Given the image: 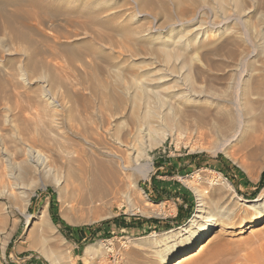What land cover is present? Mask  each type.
Wrapping results in <instances>:
<instances>
[{
  "label": "rangeland",
  "instance_id": "1",
  "mask_svg": "<svg viewBox=\"0 0 264 264\" xmlns=\"http://www.w3.org/2000/svg\"><path fill=\"white\" fill-rule=\"evenodd\" d=\"M8 1L11 0H0V264H49L39 255V248L54 255L58 264H114L112 259L116 255L121 258L119 264H157L170 245L155 246L153 241L147 240H143V245H136V242L153 233L157 236L173 233L178 227L185 226L197 210L195 188L204 194L206 215L219 220L218 228L210 232L208 246L200 255L188 263H180L196 254L202 238L192 245L181 246L171 264H264V219L254 231L234 230L237 224H247L256 214V208L264 206V182L259 186L264 171V141L261 139H264L261 121L264 120V90H260L259 96L250 93L248 81L251 78L246 72L238 77L241 78L238 86V78L233 73L236 61L223 56L227 58L225 60L211 52L217 44L222 45L221 42L232 47L233 39L245 38L248 32L250 44L253 43L248 61L253 65L248 73H255L260 80L258 71L264 75V0H226L224 8H220L216 0H41L43 5L40 0H13L11 4ZM27 5L30 13H26ZM44 9L50 12L45 13ZM237 51L240 52L241 47ZM232 83L236 88L231 87ZM141 95L158 97L152 101L151 97L147 100ZM235 99L239 107L247 108L250 113L255 108L244 135L230 138L229 134L220 136L211 130L213 133L208 131L211 133L200 138L192 132L195 122L185 110H210L217 118L224 113V108L227 111L233 109L230 102ZM247 99L256 102L252 103L254 107H246L250 104ZM114 100L117 103L112 104ZM87 103L92 108L82 111L80 108ZM257 104L262 105V110ZM69 108L74 109L70 112ZM187 116L191 119L187 120ZM138 119L150 121L151 129L160 132L157 131L159 136L155 135L154 139L169 132L159 144L147 150L148 158L142 162L149 167L145 175L136 176L131 184L101 182L102 191L99 189L96 196L84 185L65 186L61 164L68 165L67 159L73 157L69 154L72 150L84 147L86 154L88 151L91 154V161H95L93 163L110 162L113 159L108 154L123 150L118 143L131 138L134 122ZM72 125L78 127L83 136H88L87 140L80 139ZM164 126H168L167 129H162ZM86 129L88 134L93 132L94 135H86ZM253 137L258 140L255 156L242 158L238 145L250 142ZM95 138L100 145L94 142ZM148 140L146 137L142 142L147 144ZM58 142L65 147L56 145ZM135 145V148L139 146L137 142ZM27 146L55 160L50 172L21 173L20 160L25 158L23 149ZM60 151L66 153L64 158ZM7 169L12 170V176ZM252 174L254 178H251ZM155 176V181L167 187L162 188L163 193L159 190L160 195L152 188ZM12 180L16 184L14 188L11 187ZM212 181L216 184L229 182L232 186L230 198L222 199ZM169 184L179 185L187 191V201L181 198L175 201ZM235 195L240 199L232 197ZM255 199L259 201L256 208L251 209L248 204ZM45 207L53 238L41 222L33 226ZM51 207L55 217L50 212ZM176 209L178 214L175 215ZM223 209L226 213L220 215ZM180 211L184 220L178 224L154 229L145 222H174ZM133 222H141L143 227L136 230L119 227ZM54 240L60 242L59 249L53 245ZM96 242L102 243L98 255L87 257V246Z\"/></svg>",
  "mask_w": 264,
  "mask_h": 264
},
{
  "label": "bare ground",
  "instance_id": "2",
  "mask_svg": "<svg viewBox=\"0 0 264 264\" xmlns=\"http://www.w3.org/2000/svg\"><path fill=\"white\" fill-rule=\"evenodd\" d=\"M11 1H13V0H11ZM10 1V2H11ZM25 2L27 1V0H24ZM31 2H32V0H30ZM34 1H36V0H34ZM45 1V0H44ZM183 1V0H182ZM195 1H197V0H195ZM217 1V4L220 6V8L222 7V8H224L225 7V1L226 0H216ZM9 2V1H8ZM9 2V3H10ZM20 2V1H19ZM38 2V1H37ZM39 2H41L42 3V5H43V2L40 0ZM57 2V1H56ZM184 2V1H183ZM12 3V2H11ZM10 3V4H11ZM21 3V2H20ZM45 3V2H44ZM235 3V2H234ZM35 4V3H34ZM40 4V3H39ZM100 4V3H99ZM37 5V3L35 4V6ZM41 5V6H42ZM32 6L33 5H31V8H32ZM35 6H34V9H35ZM29 6L27 5V9H26V13H28L27 11H29L28 8ZM15 8V7H14ZM39 8V7H38ZM48 8V7H47ZM46 8V9H47ZM86 7H83V9H85ZM91 8V7H90ZM217 8V7H216ZM4 9V8H3ZM40 9V8H39ZM89 10V9H88ZM2 11V10H1ZM32 11H33V8H32ZM47 11V10H46ZM46 11H45V9H44V12L46 13ZM23 12V11H22ZM36 12H38V11H36ZM35 12V13H36ZM47 12H50L49 10L47 11ZM91 12V11H90ZM226 12V11H225ZM13 13V12H12ZM29 13H30V11H29ZM32 13V12H31ZM35 13L33 14V15H35ZM52 13V12H51ZM2 14V13H1ZM6 14V13H5ZM21 14V13H20ZM49 14V13H48ZM22 15V14H21ZM32 15V14H31ZM30 15V16H31ZM2 16V15H1ZM15 16V15H14ZM37 16V15H36ZM47 16V15H46ZM45 16V17H46ZM51 16H54L53 14L51 15ZM221 16V15H220ZM25 17V16H24ZM28 16H26V18H27ZM32 17V16H31ZM31 17H29V18H31ZM35 17V16H34ZM222 17H224V18H226L225 16H222ZM48 18V17H47ZM52 18V17H51ZM219 18H221V17H219ZM235 18V17H234ZM11 19H13V18H11ZM37 19V18H36ZM50 19V18H49ZM20 20H21V18H20ZM27 20H28V18H27ZM30 20V19H29ZM32 21H30V22H33V20L34 19H31ZM38 20H40V19H38ZM38 20H36V21H38ZM77 20V19H76ZM229 20V19H228ZM227 20V21H228ZM22 21H24V20H22ZM65 21V20H64ZM109 21V20H108ZM240 21V20H239ZM25 22V21H24ZM30 22H28V23H30ZM243 22V21H242ZM26 23V25H27V22H25ZM36 23H39V21L38 22H36ZM12 24V23H11ZM87 24V23H86ZM106 24H108V23H106ZM25 25V26H26ZM31 25H33V24H31ZM103 26L105 25V24H102ZM239 25V24H238ZM37 26V25H36ZM106 26V25H105ZM248 26V25H247ZM14 27V26H13ZM12 27V28H13ZM238 27V26H237ZM243 26H241L240 28H242ZM14 29V28H13ZM238 30H239V27L237 28ZM243 29V28H242ZM246 29V28H245ZM12 30V29H11ZM14 30H16V27H15V29ZM23 30V29H22ZM28 30V29H27ZM137 30V29H136ZM204 31H206V30H204ZM237 31V30H236ZM257 31V30H256ZM126 32V31H125ZM199 32V31H198ZM240 32H241V30H240ZM11 33V32H10ZM19 33V32H18ZM17 33V34H18ZM20 33H23V32H20ZM27 33V32H26ZM132 33H133V31H132ZM44 34V33H43ZM53 34V33H52ZM123 34V33H122ZM131 34V33H130ZM134 34H135V32H134ZM138 34V33H137ZM233 34V33H232ZM235 34H237V33H235ZM20 35V34H19ZM31 35V34H30ZM239 35H241V34H239ZM246 35L247 36H245V38H241V39H237V41H234V39H233V42L231 41L230 42V44L231 43H233V46L231 47V46H229V43H224L223 44V42H221L222 43V45H219L218 46V44H217V46L211 51L212 52V54H214L215 56H217V57H222V58H224L223 56H226L227 58H230L231 60H235L236 62V64L235 65H233L234 66V68H233V73H234V75H236V77L238 78L239 76L241 77V73H243V72H246L247 73V75L251 78V79H249L250 81H248V82H250V87L248 88L249 90H250V93H253V92H255L254 94H256L257 93V95L259 94H261V91H263L264 89L262 88V86H263V82H264V75L262 74V72H261V74H260V72L258 71V73H259V75H260V77H261V79L259 80V79H257V78H259V77H255V73H248V71L251 69V66L253 65H251L249 62V58H250V55H252V52L250 51V47H251V44H253V43H251L250 44V40H249V38H248V32L246 33ZM15 36V35H14ZM26 36V35H25ZM27 36H29V35H27ZM137 36V35H136ZM19 37V36H18ZM22 37H24V36H22ZM30 37V36H29ZM57 37V36H56ZM206 37V36H205ZM232 37V36H231ZM249 37H251V36H249ZM96 38V37H95ZM129 38V37H128ZM159 38V37H158ZM20 39V38H19ZM28 39H31V38H28ZM160 39V38H159ZM259 39H260V37H259ZM14 40V39H13ZM18 40V39H17ZM128 40V39H127ZM263 40V39H262ZM125 42V41H124ZM30 43V42H29ZM129 43V42H128ZM213 43H214V41H213ZM221 43H219V44H221ZM127 45V44H126ZM212 45V44H211ZM31 46V45H30ZM205 46V45H204ZM207 46V45H206ZM238 47H241V51L239 52V51H237V48ZM256 47V46H255ZM206 48V47H205ZM161 50V49H160ZM166 50V49H165ZM224 50H225V52H224ZM208 51V50H207ZM257 51V50H256ZM164 52V51H163ZM163 52H161V53H163ZM168 52V51H167ZM205 52H206V50H205ZM210 52V53H211ZM208 53V52H207ZM166 54H168V53H166ZM257 54V53H256ZM208 55V54H207ZM170 56V55H169ZM209 56V55H208ZM211 56V55H210ZM203 57V56H202ZM216 57V58H217ZM225 57V58H226ZM255 57V56H254ZM204 58H205V54H204ZM203 58V59H204ZM207 58V59H206ZM206 60L208 61L209 60V62H210V59H208V57L206 56ZM219 58V59H220ZM224 58V59H225ZM226 58V59H227ZM223 59V60H224ZM225 59V60H226ZM223 60H221V61H223ZM203 61H205V60H203ZM249 61V62H248ZM252 61H254V60H252ZM208 62V64H211V62L209 63ZM213 62V61H212ZM261 62H263V60L261 61ZM214 64H215V62H213ZM217 63H218V61H217ZM221 63V62H220ZM223 63L224 62H222V66H223ZM232 63H233V61H232ZM205 64V63H204ZM208 64L206 63V65H207V67H208ZM217 65H219V64H217ZM220 65V66H221ZM263 65V64H262ZM211 66V65H210ZM212 66H213V64H212ZM216 67V66H215ZM224 67V66H223ZM205 68H206V66H205ZM222 68V67H221ZM226 68H228V66L226 67ZM209 69H211V67H209ZM209 69H207V70H209ZM212 69H214V66L212 67ZM245 69V70H244ZM248 69V70H247ZM263 69V68H262ZM264 70V69H263ZM255 72H257V71H255ZM245 73V74H246ZM257 74V73H256ZM233 75V76H234ZM258 75V74H257ZM186 77H187V80L189 81V73L186 75ZM232 77V76H231ZM243 78V77H242ZM245 78V77H244ZM232 79V78H231ZM230 79V80H231ZM234 80H235V77L233 78ZM232 79V80H233ZM190 80H191V78H190ZM211 80H213V79H211ZM215 80V79H214ZM216 80H219V78L217 79L216 78ZM247 80V79H246ZM233 82V81H232ZM236 82V81H235ZM240 82H241V78H238V81H237V84H238V86L240 85ZM245 82V81H244ZM243 82V83H244ZM234 83V82H233ZM232 83V84H233ZM235 84V83H234ZM234 84L233 85H231V87L232 86H234ZM93 85V84H92ZM95 85V84H94ZM188 85H189V83H188ZM244 85V84H243ZM117 86H118V84H117ZM116 86V87H117ZM134 86V85H133ZM139 86V85H138ZM142 86V85H141ZM235 86H236V84H235ZM234 86V87H235ZM94 87V86H93ZM115 87V88H116ZM120 87V86H119ZM126 87V86H125ZM190 87V86H189ZM188 87V88H189ZM242 87V86H241ZM98 88V87H97ZM100 88V87H99ZM122 88H123V86H122ZM236 88V87H235ZM57 89H58V87H57ZM101 89H102V87H101ZM141 89V87H139V89L138 90H140ZM144 89V88H143ZM209 89V88H208ZM234 89V88H233ZM245 89V88H244ZM243 89V91H245ZM93 90H94V88H93ZM96 90V89H95ZM104 90H106L107 91V89L106 88H104ZM188 90V89H187ZM186 90V91H187ZM236 90V89H235ZM261 90V91H260ZM146 90H144L143 92H145ZM209 91V90H208ZM234 91V90H233ZM51 92V91H50ZM213 92V91H212ZM236 92H238V91H236ZM260 92V93H259ZM110 93V92H109ZM116 93V92H115ZM146 93V92H145ZM187 93H188V91H187ZM51 94V93H50ZM118 94V93H117ZM116 94V95H117ZM143 94V93H142ZM190 94V93H189ZM213 95V93H210L209 95ZM236 94V93H235ZM234 94V95H235ZM238 95V94H237ZM240 95V94H239ZM243 95V94H242ZM258 95V96H259ZM45 96V95H44ZM101 96V95H100ZM231 96H233L232 94H231ZM122 97V96H121ZM137 97V96H136ZM140 97H142V95L140 96ZM145 97V96H144ZM144 97H142V98H144ZM149 97H151V95L149 96ZM149 97H145L147 100L149 99ZM154 97H155V95H154ZM153 96L151 97L152 98V101H153V98H154ZM156 97H158V96H156ZM155 97V98H156ZM215 97V96H214ZM241 97V96H240ZM247 97V96H246ZM56 98V97H55ZM65 98V97H64ZM95 98V97H94ZM97 98H99L98 96H97ZM101 98V97H100ZM102 98L104 99V97L102 96ZM101 98V99H102ZM134 98H135V96H134ZM229 98H230V95H229ZM236 98V97H235ZM238 98H239V96H238ZM237 98V99H238ZM45 99V98H44ZM79 99V98H78ZM106 99V98H105ZM161 99V98H160ZM189 99V98H188ZM232 99V98H231ZM252 99V98H251ZM116 100L118 101V96H117V98H116ZM116 100H114L115 102L114 103H112V104H115V103H117V101ZM119 100H120V96H119ZM122 100H123V98H122ZM156 100H158V99H156ZM191 100V99H190ZM224 100V99H223ZM226 101H227V99H225ZM236 100V99H235ZM256 101H257V99H255ZM73 101V100H72ZM75 101H76V99H75ZM78 101V100H77ZM83 101V100H82ZM107 101V100H106ZM112 101V100H111ZM134 101H136V100H134ZM162 101V100H161ZM229 102H230V100H228ZM234 101V100H233ZM241 102H244V101H242V100H240ZM247 101L250 103L249 105H247L246 104V107L248 106V107H250V108H252V107H254V106H252V105H254V104H252L253 102H255V101H253V100H248L247 99ZM259 101V100H258ZM257 101V103H259ZM45 102H46V99H45ZM120 102V101H119ZM122 102L123 101H121L120 103H121V105H123L124 104V102H123V104H122ZM137 102V101H136ZM261 102H263V101H261ZM62 103H63V101H62ZM82 103V102H81ZM85 103V102H84ZM104 104H106V102H103ZM108 103L110 104L111 102L110 101H108ZM156 103V102H155ZM155 103L153 104L154 106H155ZM227 103V102H226ZM231 103V105H233V109L231 110L230 109V111L228 110H226L225 108L222 110V111H224V113H220V112H218V113H220V115H218V117H220V116H223V114H225V116L224 117H220V118H218L217 117V115H216V117L217 118H215V113H213L212 111H210V110H203V109H197V110H192V109H187V110H185L184 112H187L190 116H192L193 117V120H194V124H195V128L192 130V132H194V134H196L197 136H199L200 138L204 135L205 136V134L206 133H208V131H211V130H213V131H216V132H218L219 133V135L221 136H225V134L226 135H228L229 134V137L231 138V137H238V138H240L242 135H244V133H245V126H246V124L248 123V121H250V119H251V115H252V111H253V109H255V108H252L251 109V113L249 112V111H246L247 110V108H246V110H244L242 107H239L238 106V100H236L235 102H230ZM246 103V102H245ZM60 104V103H59ZM78 104V103H77ZM86 104V103H85ZM100 104V103H99ZM102 104V103H101ZM112 104H110L111 106H109V107H112ZM162 104V103H161ZM255 104H256V102H255ZM263 104V103H262ZM53 105H55V104H53ZM89 104L87 103V106H84L83 108H80L81 110L83 109L84 110V108H85V110L87 111V107H89L88 106ZM107 105V104H106ZM118 105V104H117ZM121 105H119V107H121ZM135 105H136V103H135ZM158 105V104H157ZM160 105V104H159ZM230 105V106H231ZM244 105V104H243ZM259 105H261V104H259ZM258 104H257V106H259ZM19 106V105H18ZM81 106V105H80ZM245 106V105H244ZM115 107H116V105H115ZM163 107V106H162ZM260 107V109L261 108H263L262 107V105L261 106H259ZM24 108V107H23ZM53 108V107H52ZM87 108V109H86ZM89 108H92L91 106L89 107ZM118 108V107H117ZM149 108V107H148ZM245 108V107H244ZM15 109V108H14ZM34 109V108H33ZM36 109V108H35ZM74 109V108H73ZM73 109H71V110H73ZM76 109V108H75ZM79 109V107L76 109V110H78ZM96 109H97V107H96ZM143 109V108H142ZM12 110V109H11ZM17 110V109H16ZM53 111H54V109H52ZM65 110V109H64ZM71 110H70V108H69V111L71 112ZM81 110H80V112H81ZM82 110V111H83ZM93 110H95V109H93ZM111 110V109H110ZM112 110H113V107H112ZM116 110V109H115ZM120 110H121V108H120ZM262 110V109H261ZM13 111V110H12ZM35 111H37V110H35ZM52 111V112H53ZM62 111V110H61ZM89 111V113H90V110H88ZM96 111H98V110H96ZM117 111V110H116ZM119 111V110H118ZM151 111V110H150ZM161 111V110H160ZM225 111H227V112H225ZM22 112H24V111H22ZM26 112H28V111H26ZM64 112V111H63ZM66 112H68V111H66ZM104 112V111H103ZM108 112V111H107ZM111 112V111H110ZM110 112H108V113H110ZM115 112V111H114ZM156 112V111H155ZM154 112V113H155ZM173 112V111H172ZM262 112V111H261ZM260 112V113H261ZM264 112V111H263ZM36 113H38V112H36ZM47 113H49V112H47ZM54 113V112H53ZM59 113H60V111H59ZM89 113H88V115H89ZM96 113V112H95ZM149 113V112H148ZM161 113V112H160ZM186 113V114H187ZM58 114V113H57ZM61 114V113H60ZM59 114V115H60ZM112 114V113H111ZM133 114H135L134 112H133ZM132 114V115H133ZM137 114V113H136ZM164 114V113H163ZM176 114V113H175ZM253 114H255V113H253ZM264 114V113H263ZM262 114V115H263ZM38 115H40V114H38ZM43 115V114H42ZM44 115H45V113H44ZM55 115H56V112H55ZM75 115H77V112H76V114ZM75 115L73 116L74 118H75ZM80 115V114H79ZM86 115V114H85ZM161 115V114H160ZM185 115V114H184ZM258 115V117L259 116H261V114L259 115V114H257ZM257 115L255 116V118H257ZM58 116V115H57ZM78 116V115H77ZM83 116V115H82ZM139 116V115H138ZM152 116V115H151ZM41 117V116H40ZM52 116H50L49 117V120L50 119H52L51 118ZM56 117V116H55ZM86 117H87V115H86ZM103 117L104 116H102V119H103ZM144 117V116H143ZM185 117V116H184ZM33 118V117H32ZM37 118V117H36ZM57 118V117H56ZM59 118V117H58ZM76 118H78V117H76ZM87 118H89V116L87 117ZM86 118V119H87ZM91 118V117H90ZM108 118V117H107ZM135 118L137 119V117L135 116ZM134 118V119H135ZM140 118V117H139ZM149 118V117H148ZM152 118V117H151ZM156 117H154V119H155ZM166 118V117H165ZM191 119L189 116H187L186 117V119ZM263 117L261 116V119H262ZM39 119V118H38ZM84 119V118H83ZM83 119H81L80 121H82ZM101 119V120H102ZM129 119H131V118H129ZM133 119V118H132ZM135 119V120H136ZM142 119V118H141ZM153 119V118H152ZM157 119V118H156ZM155 119V120H156ZM161 119V122H163L164 120H163V118L161 117L160 118ZM187 119V120H188ZM34 120V119H33ZM76 120V119H75ZM85 120V119H84ZM88 120V119H87ZM105 120H106V118H105ZM134 120V121H135ZM52 120H50V122H51ZM89 121V120H88ZM104 121V120H103ZM158 121V120H157ZM167 121V120H166ZM165 121V122H166ZM255 121V120H254ZM263 123H264V120H261ZM60 122H63L62 120L60 121ZM60 122H58L57 124H59V125H61L60 124ZM73 123H76L74 120L72 121ZM105 122V121H104ZM104 122H102V125H103V123ZM261 122V123H262ZM53 123H56V122H53ZM91 123H92V121H91ZM97 123V122H96ZM251 123H253V121L251 122ZM72 124V123H71ZM85 124V123H84ZM150 124H152L150 121L148 122H146V121H141V120H139L138 119V121L135 123L134 122V125H135V131H133L134 132V134H132V136H131V138H127V139H125V143H118V146L119 147H121L123 150L122 151H119V152H115V153H112L111 152V154L109 155L108 153V156L111 158V159H113V160H111L110 162H102L101 160H99L98 162H96V163H93V162H95V161H91V157H90V153H89V151H88V154H86V152H87V150H85L84 149V147L82 148V149H75V150H72V152L71 153H69V151H66L67 153H69V154H71L73 157H71V158H69V159H67V166H65L64 164H61V170L63 171V173H64V175H65V178H66V180H65V186H72V187H74L75 188V185H84L86 188H87V190L89 191V193H91V194H95V196H96V193L98 192V190L100 189V192L102 191V189L100 188L101 187V182H109L111 185H114V184H116L118 181H122L123 183H129V184H131V180H133V179H136V176H142V175H145L147 172H148V170H149V167H148V165L146 164V163H143L142 164V162L144 161V160H146L147 158H148V155H147V150L148 149H150L152 146H155L156 144H159L164 138H165V136H167V134L169 133H163L162 134V137L161 138H159V139H154V136L156 135L157 137L159 136V135H157V131L158 130H155V131H153L152 129H151V127H150ZM164 124V123H163ZM167 124H168V122H167ZM250 124V123H249ZM56 125V124H55ZM74 125V124H73ZM72 125V126H73ZM77 125H78V123H77ZM82 125V124H81ZM88 125H90V124H88ZM155 125V124H154ZM157 125V124H156ZM162 125V124H161ZM58 126V125H57ZM56 126V127H57ZM133 126V125H132ZM152 126V125H151ZM60 127V126H59ZM62 127V126H61ZM159 127L161 128V126L159 125ZM168 127V126H167ZM167 127H162V129H164V128H166L167 129ZM176 127V126H175ZM58 128V127H57ZM159 128V129H160ZM173 128V127H172ZM60 129V128H59ZM69 129H71V128H69ZM68 129V130H69ZM175 129V128H174ZM173 129V130H174ZM72 130H74L78 135H79V137H80V139H82V138H86L85 136H83V134H81V131L79 130V128L78 127H75V126H73V128H72ZM72 130H70V132H72ZM83 130V129H82ZM90 130V129H89ZM87 131V129L85 130V132ZM187 131V130H186ZM185 131V132H186ZM188 131H190V130H188ZM213 131H211L212 133H213ZM95 132H96V130H95ZM159 132V131H158ZM211 132H209V133H211ZM74 135H75V133L74 132H72ZM89 133V132H88ZM87 132H86V135H89V137H90V135L93 133H91V134H88ZM160 133V132H159ZM173 133V132H172ZM208 133V134H209ZM96 134V133H95ZM98 134H99V131H98ZM137 134V135H136ZM186 134V133H185ZM189 135H190V133H188ZM215 134V133H214ZM33 135H35V134H32V136ZM65 135H67L66 133H65ZM78 135H76L75 137H78ZM93 135H94V133H93ZM125 135V134H124ZM123 135V136H124ZM216 135V134H215ZM262 135H263V133H262ZM1 136V135H0ZM69 136V135H68ZM71 136V135H70ZM117 136V135H116ZM128 136H129V134H128ZM136 136H138L137 137V139H136ZM195 136V135H194ZM197 136H196V138H197ZM30 137V136H29ZM35 137H37L36 135H35ZM65 137V136H64ZM78 137V138H79ZM91 137H93V136H91ZM96 137V136H95ZM98 137V136H97ZM96 137V138H97ZM147 137V139H149L148 140V142H147V144H145V142H142V141H144L145 140V138ZM227 137V136H226ZM39 138V137H38ZM37 138V139H38ZM87 138H88V136H87ZM87 138H86V140H87ZM94 139V142L95 141H97L96 142V144H99V142H98V140L97 139H99V137L97 138V139ZM101 138H103V137H101ZM106 138V137H105ZM139 138V139H138ZM243 138V137H242ZM257 138V137H256ZM255 137H253V139H251V141L250 142H248V143H246V144H241L240 146L238 145V152L242 155V158H253L254 156H255V153H256V150H257V147H256V145H255V143L258 141L257 139H256ZM261 138V137H260ZM28 139V138H27ZM31 139V138H30ZM34 139V138H33ZM33 139H31V140H33ZM70 139V138H69ZM79 139V140H80ZM203 139V138H202ZM234 139V138H233ZM263 141H264V139L263 138H261ZM40 140V139H39ZM62 140H63V136H62ZM62 140H61V142H62ZM68 140V139H67ZM66 140V141H67ZM102 140H104V138L102 139ZM235 140V139H234ZM240 140V139H239ZM248 140V139H247ZM246 140V141H247ZM2 141V140H1ZM23 141V140H22ZM34 141V140H33ZM32 141V143H34ZM58 141V140H57ZM73 141V140H72ZM78 141V140H77ZM81 141V140H80ZM89 141V140H88ZM118 141V140H117ZM226 141H228V140H226ZM233 141V140H232ZM236 141V140H235ZM245 141V142H246ZM38 142V141H37ZM64 143H65V141H63ZM70 142V141H69ZM79 142V141H78ZM94 142H93V144H94ZM104 142V141H103ZM137 142V144L139 145L137 148H135V143ZM27 143V142H26ZM43 143L44 142H42V145H43ZM75 143H77V142H75ZM91 143H92V141H91ZM117 143V142H116ZM40 144H41V142H40ZM59 144L61 145V143H59L58 142V144H56V145H58L59 146ZM67 144V143H66ZM65 144V145H66ZM78 144V143H77ZM76 144V145H77ZM90 144V143H89ZM115 144V143H114ZM237 144V143H236ZM22 145V144H21ZM70 145H72V144H70ZM80 145H81V143H80ZM84 145V144H83ZM87 145H88V143H87ZM86 145V146H87ZM92 144H90V146H91ZM100 145V144H99ZM112 145V144H111ZM254 145V146H253ZM24 146V145H23ZM22 146V147H23ZM62 147L64 146V144H62L61 145ZM82 146V145H81ZM94 146V145H93ZM96 146V145H95ZM222 146V145H221ZM20 147V146H19ZM44 147V146H43ZM43 147H41V148H43ZM65 147V146H64ZM74 147V146H73ZM27 149H23V155H24V157L25 158H23V159H21L20 160V165L22 166V168H21V173L22 174H27L28 172H30V171H35V172H43V173H46V172H50L51 171V168H52V165L53 164H55V160L54 159H52V158H47L46 156H44L42 153H40V152H38L37 150H35L33 147H31V146H27L26 147ZM40 148V149H41ZM60 148V147H59ZM67 148V147H66ZM96 148V147H95ZM116 148V147H115ZM258 148H259V146H258ZM44 149V148H43ZM69 149H72V148H69ZM84 149V150H83ZM88 149V148H87ZM90 149V148H89ZM109 150H111V149H109ZM50 151V150H49ZM64 151V150H63ZM63 151H60V152H62L63 153V158H64V155L66 154H64V152ZM86 151V152H85ZM108 151V150H107ZM21 152V151H20ZM45 152H48V151H46L45 150ZM101 152V151H100ZM99 151H98V153H96L95 151H94V153L95 154H102V152L100 153ZM62 153L60 154V156L62 155ZM92 153V152H91ZM109 153H110V151H109ZM104 154V153H103ZM48 155V154H47ZM53 155V154H52ZM12 156V155H11ZM54 156V155H53ZM70 156V155H69ZM93 157H95V156H93ZM58 158V157H57ZM95 159H96V157H95ZM105 159H106V156H105ZM242 162V164H243V161H241ZM11 163V162H10ZM16 163V162H15ZM263 164H264V162H263ZM263 164L261 165V166H263ZM3 166V165H2ZM8 166V165H7ZM15 169V168H14ZM7 170H9L8 171V173H11V171H10V169H7ZM16 171V170H15ZM53 172V171H52ZM210 172H212V171H210ZM4 174H6V173H4ZM10 175V174H9ZM21 175V174H20ZM3 176V175H2ZM6 176H7V174H6ZM11 176H12V173H11ZM196 176H197V174H196ZM198 177V176H197ZM196 177V178H197ZM3 178V177H2ZM9 178H11V177H9L8 176V179ZM14 178H16V176L14 177ZM199 178V177H198ZM197 178V179H198ZM251 178H254V174H252L251 175ZM20 179V178H19ZM14 180V179H13ZM12 180V181H13ZM2 182V181H1ZM9 183V182H8ZM133 183V182H132ZM192 183V182H191ZM190 183V184H191ZM125 184V185H126ZM189 184V183H188ZM6 185H8L7 183H6ZM16 184L14 183V181L12 182V184H11V187L12 188H14V186H15ZM192 185V184H191ZM212 185H216L217 186V188H218V190L221 192V195H222V199H228V198H230V196H231V193L230 192H232V186L230 185V183L229 182H220L219 184H216V182L215 181H212ZM4 186V185H3ZM127 186H129V185H127ZM131 186V185H130ZM192 186H195V184H193ZM16 187H18V186H16ZM3 188V187H2ZM9 188V187H8ZM74 188H72L73 190H74ZM195 188V187H194ZM21 189V188H20ZM71 190V189H70ZM195 191H196V195H197V200H198V205H197V210H196V213L193 215V217L189 220V222L185 225V226H182V227H178L177 229H176V232H173V233H170V232H166V233H163V234H161V235H156L155 233H153V234H151V235H149V236H146V237H144V238H142L140 241H142V242H140L139 240V242H136V245H143V240H147V241H153V244H155V246H162V245H167V244H169L170 246H169V248L166 250V252H164L163 254H162V256H161V258H160V260H159V262H157V264H171V262L176 258V256L180 253V248H181V246H189V245H192L197 239H199V238H202V241L200 242L201 243V246H199L200 248H198V250H197V252H196V254H193L192 256H189V257H187V258H184V260L182 259V262H180V263H188V262H190V261H192L193 259H194V256H198V255H200L206 248H207V246H208V241H209V238H210V236H211V231L213 230V229H217L218 228V219L217 218H214V217H212V216H207L206 214H207V211H206V202H205V199H204V194H202V192L201 191H199L198 189H194ZM72 191V190H71ZM73 192V191H72ZM80 193V192H79ZM73 194V193H72ZM86 196H87V194H86ZM89 197V196H88ZM233 198L234 197H236L237 199H240L239 197H238V195H235V196H232ZM93 198V197H92ZM232 198V199H233ZM230 200V199H229ZM92 201V200H91ZM259 200L258 199H255V200H252V201H250L249 202V204H248V206L251 208V209H255L256 208V204H257V202H258ZM219 212V211H218ZM47 213V211H46V207L42 210V211H40V215L38 216V218L35 220V223L33 224V226H35V225H37V223L38 222H41L42 223V225H44V227H45V231L47 232V234L49 235V237H52L53 238V231H52V229L50 228V226H49V224H48V222H47V217H46V214ZM220 213V215H222L223 213H226V211L223 209L221 212H219ZM255 213L256 214H254L253 216H252V218L250 219V221L247 223V224H237V225H235L234 226V230L235 231H241V232H245V231H250V230H252V231H254L257 227H258V225H259V222L260 221H262L263 219H264V206H262V207H259V208H256V211H255ZM219 215V216H220ZM222 217V216H221ZM70 222H73V221H70ZM224 227V226H223ZM219 231H221V230H219ZM46 234V235H47ZM203 236V237H202ZM101 242H96V243H93V244H91V245H89V246H87V248H86V252H85V255L87 256V257H89V258H93L94 256H96V255H98V252H99V249H100V246H101ZM53 245L56 247V248H58L59 249V247H60V242H58V241H56V240H54L53 241ZM38 252H39V255L43 258V259H45L49 264H58V262H57V258L54 256V255H52V254H49L48 252H46L44 249H41V248H39L38 249ZM191 255V254H190ZM181 261V260H180Z\"/></svg>",
  "mask_w": 264,
  "mask_h": 264
},
{
  "label": "crops",
  "instance_id": "3",
  "mask_svg": "<svg viewBox=\"0 0 264 264\" xmlns=\"http://www.w3.org/2000/svg\"><path fill=\"white\" fill-rule=\"evenodd\" d=\"M214 163H217V161L215 160ZM157 177L155 176L154 179H153V185H152V188L156 191L157 194H161L160 192L163 193V190L162 188L166 189L167 187L164 186L163 183H158L157 181H155ZM168 189L169 191L172 193V195H174V200H178V198H181V199H184L185 201H187L188 199V192L187 191H184L183 188H181L179 185H176V184H169L168 185ZM160 190V192H159ZM168 192V191H167ZM184 207V206H182ZM178 214L177 213V209H176V213L175 215ZM174 215V216H175ZM173 216V217H174ZM135 220V219H134ZM184 220L182 217H181V211L179 212V215L176 217V219L174 220V222L172 221H159V220H152V221H145L147 223H149L150 227L154 228V229H159V227L161 226H165V225H171V224H178V222ZM121 230H136V229H140L143 227V224L140 222V223H136V222H133L132 224L130 225H122V226H119ZM36 264H41V263H36Z\"/></svg>",
  "mask_w": 264,
  "mask_h": 264
},
{
  "label": "trees",
  "instance_id": "4",
  "mask_svg": "<svg viewBox=\"0 0 264 264\" xmlns=\"http://www.w3.org/2000/svg\"><path fill=\"white\" fill-rule=\"evenodd\" d=\"M263 182H264V171L261 174V179H260L259 186H261L263 184ZM50 212H51L52 216L55 217V215H54V213L52 211V207L50 208ZM113 222H116V220H114Z\"/></svg>",
  "mask_w": 264,
  "mask_h": 264
},
{
  "label": "built area",
  "instance_id": "5",
  "mask_svg": "<svg viewBox=\"0 0 264 264\" xmlns=\"http://www.w3.org/2000/svg\"><path fill=\"white\" fill-rule=\"evenodd\" d=\"M112 261L114 262V264H119L121 261V258L118 255H116L115 259H112Z\"/></svg>",
  "mask_w": 264,
  "mask_h": 264
}]
</instances>
